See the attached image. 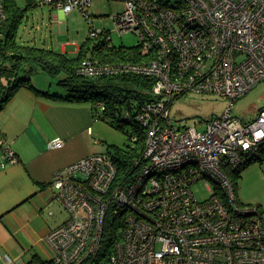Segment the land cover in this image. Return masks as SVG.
Returning a JSON list of instances; mask_svg holds the SVG:
<instances>
[{
  "label": "built area",
  "instance_id": "2783aa9c",
  "mask_svg": "<svg viewBox=\"0 0 264 264\" xmlns=\"http://www.w3.org/2000/svg\"><path fill=\"white\" fill-rule=\"evenodd\" d=\"M114 17L122 36L135 33L143 62H102L89 55L79 72L87 78L136 75L154 80L153 100L135 120L147 131L142 157L125 173L110 154H95L59 171L51 186L68 213L48 243L53 264H264V215L245 204L232 174L261 160L264 108L247 122L233 106L264 82V0H120ZM32 9L68 16L80 10L92 23L91 0H31ZM0 0V25L7 19ZM111 49L112 33L92 28L90 38ZM230 99L225 114L197 126L176 128L172 106L188 93ZM104 112L103 103L97 104ZM112 121L111 117L106 118ZM138 136L131 145H137ZM64 141L50 142L61 149ZM18 162L0 135V168ZM204 182L210 196L200 199ZM120 237L99 263L106 227ZM112 223V224H113ZM0 256V264H11Z\"/></svg>",
  "mask_w": 264,
  "mask_h": 264
},
{
  "label": "crops",
  "instance_id": "0c3cea01",
  "mask_svg": "<svg viewBox=\"0 0 264 264\" xmlns=\"http://www.w3.org/2000/svg\"><path fill=\"white\" fill-rule=\"evenodd\" d=\"M57 11L54 21L63 20ZM60 52L67 53L66 45ZM46 75L32 81L36 90L19 89L0 112V135L18 158L0 168V256H10L11 264H29L35 257L53 261L48 237L68 218L51 186L54 176L88 156L107 154L109 133L96 115L97 104L66 100L69 92ZM56 139L64 141L63 148L49 147Z\"/></svg>",
  "mask_w": 264,
  "mask_h": 264
},
{
  "label": "trees",
  "instance_id": "16d2710c",
  "mask_svg": "<svg viewBox=\"0 0 264 264\" xmlns=\"http://www.w3.org/2000/svg\"><path fill=\"white\" fill-rule=\"evenodd\" d=\"M31 4V0H28L27 8L21 9L17 0H5L7 19L0 25V112L6 108L19 89L29 87L36 90L32 83V75L43 71L51 78L57 79L58 86L69 92V97L66 100L103 103L106 110L104 112L96 110V115L102 121L125 133L130 143L135 135L138 136L137 145L134 147L131 144L126 147L109 146L110 155L118 165L119 172L125 173L129 168L132 171L136 160L142 157L147 131L135 120H128L126 113L130 111L135 118L138 110L145 103L153 100L154 80L136 75H122L98 79L107 80L103 85H99L94 83V79L82 75L79 69L83 60L90 55V51L91 56L102 62H143L146 59L145 56L141 55L138 46L132 48L114 46L107 49L106 43L101 42L94 43V47L90 44L84 45L78 56L71 58L67 53L21 43L18 41L17 33L27 11L32 9ZM90 41L92 43L94 40L90 38ZM109 116L112 121L106 120ZM248 166L233 174L238 179L241 178L243 170ZM108 223L99 263L106 261L108 248L116 238L120 237V233L114 231V229L116 230L115 223L112 220ZM29 264L53 263L43 262L35 257Z\"/></svg>",
  "mask_w": 264,
  "mask_h": 264
},
{
  "label": "rangeland",
  "instance_id": "374dc122",
  "mask_svg": "<svg viewBox=\"0 0 264 264\" xmlns=\"http://www.w3.org/2000/svg\"><path fill=\"white\" fill-rule=\"evenodd\" d=\"M175 4L179 0H165ZM21 9H26L28 0H17ZM125 10V5L120 0H91L90 13L92 23L80 10H74L63 20L54 21V16L58 14L55 9H29L19 27L17 38L24 44L35 45L39 48L52 49L60 52L62 46L66 45V51L71 58H76L78 49L89 44L94 47V43L103 40L91 41L90 34L92 28H98L112 33L111 44L117 47L128 48L139 45L140 39L135 33L120 35L116 31L114 17ZM60 28V30H59ZM91 55V51L89 52ZM45 72L38 71L32 75V81ZM54 84L58 85V80L52 78ZM83 81V80H82ZM107 80H95L94 83L103 85ZM230 107V99L224 96L208 93H188L178 99L172 106V118L176 128H189L197 126L198 131L205 130L206 122L214 117L222 116ZM264 108V82L251 90L244 98L239 99L233 106L232 114L247 122L255 118L258 112ZM109 135L108 142L103 143L107 154L110 145L119 147L129 146L130 140L122 131L116 130L109 124L101 122ZM109 148V149H108ZM113 150V148H111ZM264 153V149H263ZM261 160L253 161L243 170L241 178L232 174L236 185V191L241 201L245 204L261 206L264 210V154ZM197 196L206 199L210 196L204 182L195 187ZM68 213L65 212V217Z\"/></svg>",
  "mask_w": 264,
  "mask_h": 264
}]
</instances>
